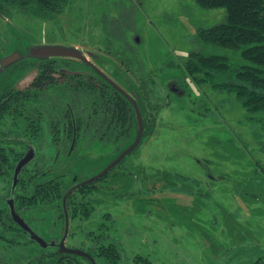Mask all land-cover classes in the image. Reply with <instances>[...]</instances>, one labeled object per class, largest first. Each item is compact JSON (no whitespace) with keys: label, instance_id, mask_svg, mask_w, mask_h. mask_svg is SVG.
Listing matches in <instances>:
<instances>
[{"label":"rangeland","instance_id":"374dc122","mask_svg":"<svg viewBox=\"0 0 264 264\" xmlns=\"http://www.w3.org/2000/svg\"><path fill=\"white\" fill-rule=\"evenodd\" d=\"M224 18L223 9H202L194 0H74L53 21L17 12L0 16V63L13 54L28 57L38 46L73 47L92 63L90 53L97 55V67L129 95L142 68L155 80L153 135L116 174L95 184L86 197L95 211L71 221L68 248L85 249L88 233L110 213L118 264H132L135 256L152 264H264V120L249 114L234 94L196 84L184 70L198 31ZM123 39L133 40L134 52ZM37 74L36 68L15 70L1 85L23 90ZM51 143L43 139L28 169L41 171L40 180L63 176L66 187L96 177L113 159L95 149L66 154ZM14 149L25 152L20 145ZM11 179L0 180V224ZM23 215L46 241L62 234L55 204ZM16 238L9 232L0 239V264H37L40 247L10 242Z\"/></svg>","mask_w":264,"mask_h":264},{"label":"trees","instance_id":"16d2710c","mask_svg":"<svg viewBox=\"0 0 264 264\" xmlns=\"http://www.w3.org/2000/svg\"><path fill=\"white\" fill-rule=\"evenodd\" d=\"M72 1L0 0V16L11 17L17 12L53 21ZM194 1L202 9H223L225 18L214 27L198 31L197 49L184 64L186 74L196 84L208 83L214 90L234 94L249 114H260L258 121L264 120V0ZM121 42L128 52L135 51L133 40ZM90 54L95 64L98 56ZM26 58L29 57H23L0 74V180L11 177L28 146L32 145L37 152L45 137L66 154H88L95 149L101 155H112V162L135 142L138 122L132 104L91 67L68 58L35 59L32 64ZM76 66H81V70H73ZM27 68L38 71L27 88L15 89L4 84L5 81L1 85L9 72ZM139 76V86L131 96L143 117L142 144L144 138L154 133L157 111L151 103L156 92L155 80L143 68ZM19 145L25 149L24 153L14 149ZM28 168L20 175L17 209L52 201L61 203L70 189L65 186L63 176L40 180L43 173H32ZM95 188V182L80 188L69 197V205L75 204L78 194L91 195ZM28 192L32 197L21 194ZM90 205L89 202L82 205L86 214L91 211ZM3 210L0 239L15 228L6 205ZM10 242L22 244L16 239ZM41 260L38 262L43 264ZM144 262L151 264L148 260Z\"/></svg>","mask_w":264,"mask_h":264},{"label":"flooded vegetation","instance_id":"af4514ba","mask_svg":"<svg viewBox=\"0 0 264 264\" xmlns=\"http://www.w3.org/2000/svg\"><path fill=\"white\" fill-rule=\"evenodd\" d=\"M140 144H141V142H140ZM140 144H139V146H140ZM29 147H33V146L32 145H29L28 148ZM138 147L134 151H136L138 149ZM27 152H28V150L26 151V154H27ZM133 152H131L129 155L133 154ZM37 157H38V153L36 155L35 160L37 159ZM126 158H127V156L121 162H119V164H117L108 173L109 174L108 177H111V174L113 172L116 174L115 170L118 169L119 167H121L122 164H124V162L126 161ZM34 161L32 162V164L34 163ZM18 163H16L15 168H16V166H17ZM28 166L26 168H28ZM15 168H14V171H15ZM26 168L23 169V171L21 173H23L26 170ZM14 171H13L12 176H11V178H12L11 179V185H10V190L8 192L7 199L9 198V196L11 194V187H12V182H13ZM108 174H106V175H108ZM119 174H121V173H118V175ZM112 179H113V177H112ZM99 180L95 181V184L96 185L98 184ZM19 183H20V180H19ZM92 183H94V182H92ZM112 183L113 182H111V184ZM79 184H81V183L76 181L73 184H70V185H67V186H70V189L69 190H71L73 187H75V186H77ZM114 184H119V182H114L113 185ZM120 185H121V183H120ZM18 186H19V184H18ZM83 187H85V186H83ZM83 187H80V188H83ZM80 188H78L77 190H75L71 195H74ZM17 190H18V187L16 189V192H17ZM16 192L14 194L15 202H16ZM29 192H28V194H26V193H21V194H23V196H26L27 198L32 197ZM65 195H64V197H65ZM121 196H125V195H120L118 197H121ZM64 197H63L61 203L60 202H57V201L49 202L51 204H55V206L57 207V210L59 212V218L58 219H59V222H61V231H62V234L60 236L56 237V238H53V239L49 240V241H46L43 238L48 244L54 242L57 247H48L47 249L41 248L36 242L31 241V237L28 234V232H26L23 229H21L13 221V219L11 218L12 219V222L14 223V226L13 225L12 226L15 227L14 230L12 229L11 231H12L13 234L16 235V237H17L16 240H18L19 242H21V240L23 239L27 243L33 242L32 244H36L37 246H39L40 249H41V251H42V253L37 256L36 260L39 261L42 258L41 261L43 262V264H101L103 261H107L108 264H118L120 262V259H121V251H120L119 243L116 240V236L113 233L114 230L112 231V233H110V231H109L110 228L113 229V227L116 225V221L113 220L114 218L112 217V214H110V213H108V214H106L104 216L105 217L104 218V220H105L104 223L102 222V224L98 225L97 229L92 230L91 232L88 233V238L91 239L90 240L91 243L88 244L85 249H71V248H68L66 246V240L69 237V234H70V232L72 230L71 229V225H70L71 224V221H73L75 219H84V220H87V219H89L92 216V214H93V212L95 210H94V206H91V205L88 207V209L91 208L90 209L91 211L90 212H87L88 214H86V212L82 209V205L84 204V202H86L87 195L86 196L78 195V198L76 199V202H75L74 205H69V202H68L69 201V197H68V199L66 201V208L64 209V207H63ZM89 200H90V198H89ZM91 200H92V198H91ZM4 205L7 206V210H8L9 216H10V212H9V207H8V204H7V200H6V203ZM31 208H34V206H24L19 211L17 209V202H16V210H17V212L22 216V218L27 223V225L30 226L36 233H38L33 228V226L31 225L29 219L25 215H23L24 212H26L27 210H29ZM66 217L68 218L69 228H68V235L65 238V236H66V227H67ZM106 220L107 221H111V225H107L105 223ZM6 222L8 224H10V221L9 220H7ZM64 238H65L64 245H65V248L66 249L73 250V251H80V252L86 254V256H81V255H75V254H69V253L59 252V247L58 246L64 240ZM146 260L149 261L148 258H145V257H142V256H135L133 258V260H132V264H145L144 261H146ZM37 264H40V263L37 262Z\"/></svg>","mask_w":264,"mask_h":264},{"label":"water","instance_id":"95a60500","mask_svg":"<svg viewBox=\"0 0 264 264\" xmlns=\"http://www.w3.org/2000/svg\"><path fill=\"white\" fill-rule=\"evenodd\" d=\"M28 57L35 58V59H50V58H68V59H75L82 61L87 66L91 67L97 74H99L106 82H108L112 87H114L117 91H119L133 106L136 119L138 122V133L135 142L126 149L116 160H114L103 172H101L96 177L85 181L75 187H73L71 190H69L63 201V207L66 208V201L68 197L78 188L86 186L92 182H95L104 176L108 174L119 162H121L126 156H128L131 152H133L140 144L143 133H144V122L143 117L141 113V109L136 102V100L127 94L123 89H121L116 83H114L105 73H103L94 63H92L84 54L83 52L79 51L76 48L73 47H63V46H38L34 47L30 53L28 54ZM23 56L20 54H13L9 57H6L1 63H0V74L6 70L7 68L13 66L14 64L18 63L20 60H22ZM37 152L34 147H29L28 152L25 155V157L17 164L14 175H13V182L11 187V194L9 198L7 199V204L9 207L10 216L13 219V221L24 231L28 232V234L31 237V241L36 242L41 248L47 249L48 247H57L54 242L48 244L38 233H36L30 226L27 225V223L24 221L22 216L17 212L16 210V202L14 194L16 192V189L19 184L20 180V174L28 165H30L36 158ZM67 221V227H66V236L68 235V228H69V222L68 218L66 217ZM64 240L60 243L59 252L69 253V254H75V255H81L86 256V254L80 252V251H73L65 248Z\"/></svg>","mask_w":264,"mask_h":264}]
</instances>
